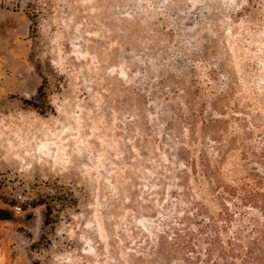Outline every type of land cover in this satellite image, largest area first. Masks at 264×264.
Listing matches in <instances>:
<instances>
[{"label":"rangeland","instance_id":"obj_1","mask_svg":"<svg viewBox=\"0 0 264 264\" xmlns=\"http://www.w3.org/2000/svg\"><path fill=\"white\" fill-rule=\"evenodd\" d=\"M263 203L264 0H0V264H222Z\"/></svg>","mask_w":264,"mask_h":264},{"label":"trees","instance_id":"obj_2","mask_svg":"<svg viewBox=\"0 0 264 264\" xmlns=\"http://www.w3.org/2000/svg\"><path fill=\"white\" fill-rule=\"evenodd\" d=\"M47 80L43 79V82L38 87L36 96L31 101H26L31 107L34 109L40 110L43 112V105L50 106L47 98L46 92ZM43 104V105H40ZM203 165L206 167L208 165L207 162H204ZM206 176V174H205ZM247 201L253 202L255 199V194H248L245 198ZM34 206L44 205L45 206V218L43 221V228L47 226L50 222L52 215V207L50 204L45 202L34 203ZM264 208V203H263ZM163 216L165 218H175L176 209L173 206H170L163 212ZM262 217L264 218V209L262 211ZM208 227V226H207ZM205 226L202 227L201 230H204ZM209 230L214 229L213 225L207 228ZM217 231V229H216ZM215 233V232H214ZM181 238V235H179ZM198 241H201V238H197ZM235 239L234 242L231 243V248L229 250L225 249V247L220 243L218 235H215L210 241L205 242L207 244H211L212 247L209 250L210 254H216L222 261V264H230L229 259L235 258L239 259L241 264H264V223L257 225L256 227L251 226L250 231L245 235H239ZM192 252H197L194 246H190Z\"/></svg>","mask_w":264,"mask_h":264}]
</instances>
